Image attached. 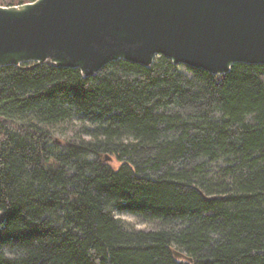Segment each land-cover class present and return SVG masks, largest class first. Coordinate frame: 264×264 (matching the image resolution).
<instances>
[{
	"label": "trees",
	"instance_id": "obj_1",
	"mask_svg": "<svg viewBox=\"0 0 264 264\" xmlns=\"http://www.w3.org/2000/svg\"><path fill=\"white\" fill-rule=\"evenodd\" d=\"M184 71L0 68V264H264V65Z\"/></svg>",
	"mask_w": 264,
	"mask_h": 264
},
{
	"label": "water",
	"instance_id": "obj_2",
	"mask_svg": "<svg viewBox=\"0 0 264 264\" xmlns=\"http://www.w3.org/2000/svg\"><path fill=\"white\" fill-rule=\"evenodd\" d=\"M160 56L211 75H224L237 63L264 65V0H35L0 6V68L47 64L92 77L111 62L149 67Z\"/></svg>",
	"mask_w": 264,
	"mask_h": 264
},
{
	"label": "rangeland",
	"instance_id": "obj_3",
	"mask_svg": "<svg viewBox=\"0 0 264 264\" xmlns=\"http://www.w3.org/2000/svg\"><path fill=\"white\" fill-rule=\"evenodd\" d=\"M179 69L181 72H185L184 71V67L183 66H179ZM66 136L67 138H69V140H79L80 136L84 139H86V135L84 134H80L77 131L76 126L74 128H72L71 126L68 127L67 131H66ZM57 140H56V147H53L54 149H60V141L58 140L59 136L57 135ZM106 160V159H105ZM111 159L109 158V160H106V162H110ZM114 215L116 218H119L123 221H125L131 228L135 229V230H149L151 228H154V225L152 224H148V223H144L142 221H140L138 218H136L133 215L127 214V213H119V212H114Z\"/></svg>",
	"mask_w": 264,
	"mask_h": 264
}]
</instances>
